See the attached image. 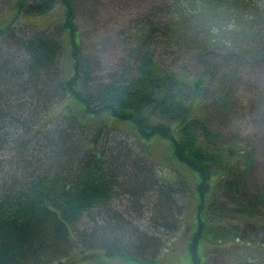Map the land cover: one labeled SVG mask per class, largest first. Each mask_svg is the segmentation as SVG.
Returning <instances> with one entry per match:
<instances>
[{
	"label": "trees",
	"instance_id": "trees-1",
	"mask_svg": "<svg viewBox=\"0 0 264 264\" xmlns=\"http://www.w3.org/2000/svg\"><path fill=\"white\" fill-rule=\"evenodd\" d=\"M101 2L13 0L14 19L0 27V264H165L182 230L189 264H208L216 250L264 263V158L219 129L236 118L240 88L249 92L245 123L264 127V8L148 3L115 39L123 57L107 67L109 38L89 50L77 24H98ZM247 4L255 12L236 26L242 37L221 36L219 24L236 23ZM57 7L63 16L46 30L15 26ZM109 117L137 134L107 129ZM152 136L169 142L174 175H159ZM177 162L195 172L198 199Z\"/></svg>",
	"mask_w": 264,
	"mask_h": 264
},
{
	"label": "rangeland",
	"instance_id": "rangeland-1",
	"mask_svg": "<svg viewBox=\"0 0 264 264\" xmlns=\"http://www.w3.org/2000/svg\"><path fill=\"white\" fill-rule=\"evenodd\" d=\"M158 1L160 0H113L112 5H106V1L103 0V2H101L102 4L96 8L97 11L99 10L100 16V22L98 24H95L94 19L92 20L90 18L82 20L80 19L77 21V24H79V28L83 30V35H81L82 44L88 46L89 50H91V48H93L94 46V43L100 40L99 36L108 37L109 43L106 45L105 49L100 52V55H102V58L104 59V65H106L107 67H113L123 57V47L120 46L118 40L115 39L117 37L120 38L121 36H123L121 32H124L127 26H132L134 24L135 21L133 22V20L137 14L139 15V13H145L144 9H146L148 3H157ZM196 1L202 3L203 0ZM12 3L13 0H8V5L7 2L6 5L3 2L0 3V14L3 13L0 16V27L4 26L3 23H7V21H9L13 17V11L11 10ZM256 3H258L261 8H264V0H256ZM105 5L107 6V8ZM82 8L85 9V6H83V4ZM254 12L255 10L252 5L247 4V7L244 10L240 9L238 11L239 17L236 23L222 22L221 24H219L220 31L218 30L217 32H219L221 36H224L227 39L231 38L234 41H238L242 37V34L238 33L239 30L242 29V27L236 26H244L247 15H253ZM61 14H63L61 7H57L50 12V15L41 16L39 18L22 19V23L25 26H30L37 31H42L49 27L48 25L44 24L46 22H48V24H50L51 22L58 24L57 20H60L63 16H61ZM20 21L21 18L18 17L15 26H20ZM202 24L204 28H206L205 20L202 21ZM62 35L64 37V47L62 53V66H64L62 76L64 78H68L73 72L72 59L70 56V45H68V36L64 31ZM239 92L240 93L237 96L239 109H236V118L227 122L225 127L218 128L224 134L223 136L235 134L239 136L243 142L250 141L253 143V145H258L257 156L260 157L261 161L258 160V163L260 164L264 158V145L263 141L260 140L261 136L264 134V127L260 124H252L251 121L245 123L244 114L241 111L246 112L245 108L248 107L250 103L248 100L249 92H247V89L245 88H240ZM57 114H59V111L58 109H55L53 112H51L50 117L54 118V116H56ZM109 119L112 120L113 125L110 122L104 123V125L107 129L112 130L118 135L120 133L128 136H130L131 133H133L134 135L137 134V131L132 127L130 122L121 119H113L111 117H109ZM149 140L150 141L146 143L148 147L147 149L150 151L151 158L158 161L156 162V167L159 171V175L164 173H170L174 175V172L169 170L170 165L175 163L173 160H170L173 158L171 155L169 142L167 140H161L156 136H152V138H150ZM178 164L181 165L180 163ZM181 166H183V170H187L186 173H184L183 171V176L185 175L186 180H188L189 185L192 187V189H190L191 191H193V198L198 199L196 187L199 180L197 179L195 172L192 169L185 167L184 165ZM175 168L179 169V166H175ZM161 176L164 177L165 174ZM188 216L191 217L190 214H188ZM188 216L187 218H189ZM185 236V230H182L181 233L178 234V238L172 241V249L168 246V249H165L163 251L159 260H161L165 264H189L190 259L186 254L187 245ZM244 261L245 255L244 253H241L239 251H232L226 254L219 253L216 250L215 253H211L210 257H208V264H245ZM261 264L264 263L262 262Z\"/></svg>",
	"mask_w": 264,
	"mask_h": 264
},
{
	"label": "bare ground",
	"instance_id": "bare-ground-1",
	"mask_svg": "<svg viewBox=\"0 0 264 264\" xmlns=\"http://www.w3.org/2000/svg\"><path fill=\"white\" fill-rule=\"evenodd\" d=\"M28 18V17H27ZM124 76V75H123Z\"/></svg>",
	"mask_w": 264,
	"mask_h": 264
}]
</instances>
